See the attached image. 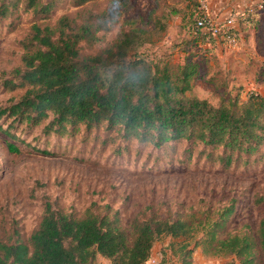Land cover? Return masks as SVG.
<instances>
[{"label":"trees","instance_id":"obj_1","mask_svg":"<svg viewBox=\"0 0 264 264\" xmlns=\"http://www.w3.org/2000/svg\"><path fill=\"white\" fill-rule=\"evenodd\" d=\"M100 0H71L82 7L76 14L64 13L52 19L60 0H0V18L7 19L19 7L31 11L35 21L28 37L21 41V65L6 78L10 90L25 89L17 99L0 105V131L14 141L19 152V127L34 130L42 126L47 138L65 136L83 128L91 133L103 129L106 141H138L161 149L188 142L203 145L207 156L224 170L240 166L241 158L252 156L264 144V96L253 93L239 103L215 105L207 98L187 96L199 63L188 57L177 69L161 66L147 58L142 49L149 42L141 27H125L124 12L131 0H106L101 10L85 7ZM250 7L240 21L246 28L256 20ZM119 26L113 41L97 52L85 53L101 39L100 33ZM193 40L207 33L191 27ZM44 154L47 148L28 144ZM192 149L188 158H193ZM233 208L221 211L217 219L195 222L181 219L157 220L136 216L131 236L122 224L119 211L97 212L90 206L81 215L54 206L49 199L39 225L25 240L18 229L16 239H0V264H96L98 254L111 264H146L161 236L178 239L180 264H194V253L202 247L207 254L234 255L240 264H260L264 260V218L257 233L242 232L222 238ZM201 233V235H200ZM162 264L171 263L164 256ZM227 264H234L230 262Z\"/></svg>","mask_w":264,"mask_h":264},{"label":"rangeland","instance_id":"obj_2","mask_svg":"<svg viewBox=\"0 0 264 264\" xmlns=\"http://www.w3.org/2000/svg\"><path fill=\"white\" fill-rule=\"evenodd\" d=\"M202 0H131L124 12L125 27H141L149 42L143 54L161 66L177 69L188 57L199 63L187 96L207 98L215 105L237 99L245 102L253 93L264 96V8L257 5V21L241 25L238 44L229 47L223 39L193 40L191 27L197 20ZM106 0L85 7L101 10ZM82 7L60 0L52 19L64 13L76 14ZM35 17L19 7L7 19L0 18V105L6 106L25 89L10 90L6 78L21 65V41L28 37ZM119 26L100 33V41L85 53L97 52L116 37ZM204 32V31H203ZM208 37V35H207ZM7 128L11 121L2 119ZM42 126L34 130L19 127V152H12L14 140L0 131V239L13 242L18 229L25 240L39 225L47 199L55 207L83 214L92 206L97 212L119 211L122 224L131 236L136 216L157 220L195 222L217 219L225 208H233L227 230L220 236L249 232L256 234L264 218V144L252 156L241 158L240 166L229 170L200 156L203 145L188 142L161 149L138 141H106L103 129L85 132L83 128L65 136L47 138ZM47 148L51 154L34 150L28 144ZM192 149L193 158H188ZM201 235V233H200ZM178 239L161 236L153 251H162L171 263L180 264ZM240 261L234 255L207 254L202 247L194 253V264H227ZM96 264H111L98 254ZM260 264L264 260L260 259Z\"/></svg>","mask_w":264,"mask_h":264},{"label":"built area","instance_id":"obj_3","mask_svg":"<svg viewBox=\"0 0 264 264\" xmlns=\"http://www.w3.org/2000/svg\"><path fill=\"white\" fill-rule=\"evenodd\" d=\"M257 7L264 8V3H259ZM243 15L244 12L235 11L225 22H219L211 15L208 1L202 0L197 13V27L207 33L208 39L212 36L217 37V39H223L229 47H234L238 44L241 33L237 22ZM163 260L162 251H153L146 264H162Z\"/></svg>","mask_w":264,"mask_h":264},{"label":"crops","instance_id":"obj_4","mask_svg":"<svg viewBox=\"0 0 264 264\" xmlns=\"http://www.w3.org/2000/svg\"><path fill=\"white\" fill-rule=\"evenodd\" d=\"M209 3L211 15L219 22H225L232 12H245L248 8L264 3V0H206ZM264 16V14H263ZM257 18V16H256ZM241 31L242 22H237Z\"/></svg>","mask_w":264,"mask_h":264}]
</instances>
